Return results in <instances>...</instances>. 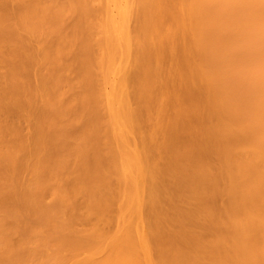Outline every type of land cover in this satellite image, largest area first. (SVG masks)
Masks as SVG:
<instances>
[{
	"label": "bare ground",
	"instance_id": "1",
	"mask_svg": "<svg viewBox=\"0 0 264 264\" xmlns=\"http://www.w3.org/2000/svg\"><path fill=\"white\" fill-rule=\"evenodd\" d=\"M0 264H264V0H0Z\"/></svg>",
	"mask_w": 264,
	"mask_h": 264
}]
</instances>
